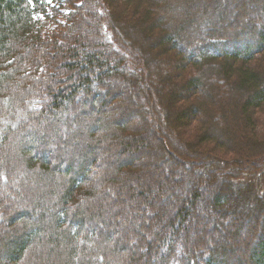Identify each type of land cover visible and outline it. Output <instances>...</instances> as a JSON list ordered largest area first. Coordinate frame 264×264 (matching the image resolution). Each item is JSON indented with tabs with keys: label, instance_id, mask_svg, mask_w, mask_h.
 I'll use <instances>...</instances> for the list:
<instances>
[{
	"label": "trees",
	"instance_id": "1",
	"mask_svg": "<svg viewBox=\"0 0 264 264\" xmlns=\"http://www.w3.org/2000/svg\"><path fill=\"white\" fill-rule=\"evenodd\" d=\"M55 1L64 3L69 11L63 15L59 8L52 7L56 26L43 33L34 16L46 15V0H0V191L6 190L3 199L0 198V264H112L122 257L127 245L120 240H127V232H121L117 238L119 245L111 248L113 230L105 235L98 231L99 225L111 224V217H104L103 213L96 217L91 212L95 209L92 200L108 199L106 186L121 178L124 180L117 185L116 195L126 197L130 181L141 179L139 182L144 185L142 178L146 171L136 159L142 157L141 152L147 151L149 144L140 125L132 126V120L142 113L147 122L156 123L155 102L163 106L160 108L165 125L168 117V129L182 148L160 137L156 147L174 156L187 170L207 165L204 172H199L212 176L203 180L205 189L196 190L193 197L197 200L213 195L212 207L220 216L222 211L241 208L237 210L241 214L240 223L233 224L221 241L210 237V246L195 239L181 240L176 224L170 222L168 232L164 229L155 237L160 242L158 246L166 248V254H161L158 262L264 264L263 227L259 231L251 227L252 242L240 244L244 241L243 224L252 222L246 217L264 218V151L260 155L250 151L243 157L232 148L240 138L256 147L264 143V0L252 1L254 5L259 2L262 8L259 27L247 30L243 19L233 25L227 22L208 27L210 20H207L206 32L202 34L204 42H199L192 30L172 25L173 13L170 14L166 0ZM88 3H93L89 13ZM239 6L242 14L244 10L251 12L248 1L239 2ZM83 13L95 17L97 40L91 35H76ZM58 16L63 18L61 22ZM125 39L127 43L143 44L150 53L161 51L158 57L176 51L168 63L175 71L164 75L151 56L138 58V52L121 47L119 42ZM189 41L199 43L191 46ZM93 43L95 46L98 43L97 48L112 50L94 51L90 48ZM220 46L225 47L223 51ZM188 70L191 71L186 77ZM154 71L162 82L169 83L170 91L163 90L161 85L159 92V88L149 85L148 77ZM212 72H221L222 81L211 89L205 88L207 83L202 78ZM125 75L130 85L144 94L141 100L144 108L140 111L128 105L130 101L124 96L114 92L103 94L97 89L98 85H107L110 78ZM43 78V86H39ZM223 80L233 86L236 97L225 90ZM81 93L94 115H90L89 126L81 127L71 136L79 148L66 158L62 151L50 149L57 140L56 125L49 123L39 132H34L32 125L45 121L46 114L57 116L56 112L65 118L75 117L73 109ZM31 103L34 111L41 112L39 118L24 111ZM176 106L180 110L175 111ZM228 118L231 121L224 123ZM80 120L76 116V121ZM193 120L204 125L203 132L196 140L186 142L185 138L194 137L187 135ZM231 126H237L236 133ZM110 127L113 129L104 133ZM221 130L227 131L225 137L221 136ZM47 132L55 136L48 137ZM82 135L86 136V142ZM71 143L70 140L67 145L71 147ZM202 144L215 146L210 148L215 154L201 150ZM185 146L197 150L190 148L192 151L185 154ZM114 154L119 156L113 160ZM227 155L233 158L226 160ZM9 160L13 163L8 167ZM217 160L220 162L214 164ZM239 160L253 165L247 168L232 163ZM227 163L231 167L225 168ZM221 189L227 190L229 196L218 193ZM126 200L135 201L136 196L129 195ZM189 214L184 208L179 218L186 221ZM92 222L95 225L88 228ZM222 227L227 228L220 222L216 232ZM259 232L261 240L257 239ZM158 246L154 245V249ZM179 246L184 250L176 252ZM107 256L113 261L107 262Z\"/></svg>",
	"mask_w": 264,
	"mask_h": 264
},
{
	"label": "rangeland",
	"instance_id": "2",
	"mask_svg": "<svg viewBox=\"0 0 264 264\" xmlns=\"http://www.w3.org/2000/svg\"><path fill=\"white\" fill-rule=\"evenodd\" d=\"M96 1V0H94ZM168 1L169 5V12L170 14L173 13L172 16V22L174 27L179 29L180 27L192 30L194 33H197V37L199 42H204L203 38L204 36L202 34H205V27L207 20H210V24L208 27H211L212 25L216 24H226L227 22H231L230 25H233L235 22L239 23L240 19H243L244 25H246L247 30L251 29L253 26L259 27L261 24L259 23V20L261 21V18L259 19V13L261 12L260 3L257 2L256 5L252 3V1L255 0H166ZM241 1H248L251 6V12L243 11V14L241 13L239 2ZM256 2V1H255ZM47 6V13L41 14L37 13L34 17L38 21V26L40 27V30L44 33L45 31H48L50 29H53L56 26V18L52 13V7L59 8V11L62 12L60 14H67L69 9L64 5L62 2H56L55 0H46ZM63 4V5H62ZM93 3H88V8L86 9V12L89 13L90 7ZM238 10L237 14L235 13ZM240 12V13H239ZM82 14V19H80L81 27L79 33H76V35L80 36H89L97 40L96 36V23H95V17H92L90 14ZM239 14H242V18H239ZM231 19V20H230ZM239 19V20H238ZM63 18L61 16H58V21L61 22ZM245 21H249L246 23ZM207 27V28H208ZM206 28V29H207ZM244 28V26H243ZM232 29L229 30L230 33H232ZM93 35V37H92ZM134 41V40H132ZM83 42V39H81V43ZM96 42V41H95ZM190 45L198 44L199 42L189 41ZM120 43L121 47H126V50L130 51L132 49L135 52H138L137 55L138 58H142L144 55H146V58L152 57L154 63H158L157 66L160 67L161 73L165 75L170 74L172 69L175 71L174 66L171 68L168 66L170 63V60L172 61L173 58L176 56L177 52L171 53L168 56H161L158 53H161L159 51L157 53H150V50L146 48L143 44L138 46L135 42L127 43V40H122ZM97 44L95 46V43L90 46L92 50H103L104 52L108 53L112 48L109 47H103V48H97ZM225 47L220 46L219 50L223 51ZM230 50L229 48H227ZM141 53V54H140ZM143 55V56H142ZM58 57H57V65H58ZM191 70L186 71L185 76L188 77ZM214 71V70H213ZM218 72V70H216ZM157 71H154V74L152 72L151 75L148 77V82L150 86L162 89L163 90L170 91L169 83H165L161 81V77L158 76ZM174 73V72H172ZM212 75H206L202 78L203 82L207 83L205 84V88H210L212 86H215L214 84L216 82L222 81V73L219 72L216 74V72H212ZM124 74H126L124 72ZM209 74V73H208ZM126 75L124 77H114L110 78L107 81V85H98L97 89L101 91V93H107V92H114L115 94H120L124 96L126 99L130 101L128 105H131V107L135 108L137 111H140V108L143 109V105L141 103L143 93L140 94L138 92V89H136L134 86H131L130 83L126 80ZM160 79V80H159ZM144 81L145 78L143 79ZM43 81L45 79L43 78L39 82V86H43ZM224 88L225 90L233 97L236 92H233V86L226 82V80H223ZM158 84V85H157ZM220 84V83H219ZM228 84V85H227ZM160 88L158 89L160 92ZM211 89V88H210ZM162 91L165 92V91ZM224 90V91H225ZM224 93V92H223ZM135 94V95H134ZM218 93H216L217 95ZM230 96H228L229 98ZM232 97V98H233ZM86 97H84L83 93L80 94V96L77 97L76 103L74 105V112L75 115L78 116L81 120L80 122L76 121V116L71 117L70 115H67L66 118L64 115H60L56 112L57 116L55 115H49L46 114L45 121H40L39 124L32 125L34 132H39L40 129H43L47 124H54L58 127V134H57V140L53 145H50L51 150H60L63 154H66V158L69 156L70 153H74L75 151L73 149L79 148L77 146V143H75L71 136H74V133H76L81 127L83 126H89L90 123V115H94L92 113L91 108H88L86 106ZM45 101V100H44ZM125 101V100H124ZM127 101V100H126ZM0 103L2 104V100H0ZM46 103V102H44ZM185 104V103H184ZM186 104L193 105V102H186ZM125 105V106H128ZM190 106V105H189ZM162 105H159L157 102L153 104V108L156 110L158 114V120H156L158 124L151 122H147V116L142 114L138 117H134L132 120V126L139 124L141 127V130L145 133V140L148 142L149 146L147 148V151L141 152V158L136 159V161L140 162L142 164V168L144 171H146L144 177L142 178L144 180V185H142L138 180V182L132 183V181L129 182L130 189L125 192L126 197L116 195L114 191L117 188V185L123 181L124 179H118L117 183H113L112 185L106 186V190L109 193L108 199H94L93 206L94 210H92V213L96 214V217L98 215L104 214V217H111V224L110 225H99L98 231L100 233H103L104 235L107 234L108 230H113V236L114 240L109 243L110 247H116L119 245L117 244V238H119L121 232H127V240L123 241L120 240L121 243H126L127 250L122 251V257L115 260L112 264H161L159 263V259H161V254H166V248L164 245H159V241L156 240V236L160 233L164 232V229H167L168 232V225L170 222H173L176 224V228L179 229L178 237L181 238V240L186 239L188 241L197 240L202 245H208L212 243L210 240V237L212 240L217 239L218 241H221V237L225 236V233H228L230 229H232V225H236L240 223V212H238V209H241L239 207H234L233 209H228L229 211H222V216L216 214L214 212L212 203L214 196L211 195L209 197H203L202 199H195L193 197V193L196 192V190L202 189L205 185L201 184L203 180H210V177L212 176H203L201 172H204L207 165H202L199 167H196L195 170H187V167L184 166L182 162L177 161L174 156L171 157L167 152H165L163 149H158L156 147L157 145V137L160 140H163V138H167L171 141H174L178 148H182L180 146V142L176 141L174 139V136L172 135V132L168 129V123H170V120L168 117H166L167 125H165L164 119L162 117L161 108ZM34 104H27L24 107V111L30 113L34 118H39L41 116V112L34 111ZM175 111L180 110V108L175 107ZM115 110V109H112ZM140 113V112H139ZM220 115V114H219ZM107 116V114L105 115ZM72 118V121H71ZM231 120L228 118L224 120L223 122H230ZM264 121V119H263ZM33 123V122H32ZM90 123V124H89ZM221 123V122H219ZM34 124V123H33ZM222 126V124H220ZM50 126V125H49ZM204 126L201 122L197 120H193L190 122V131L187 135L193 134V138H185V140L191 141L192 139H197L203 132V129L201 128ZM47 128V127H46ZM260 129V127H258ZM113 129L112 127L104 129V133L109 132V130ZM140 129V128H139ZM187 128H184L183 130H186ZM223 129V127H221ZM231 129L233 133L237 132V126H231ZM242 129L240 128V131ZM166 131H168L166 133ZM247 132V130H246ZM249 132V131H248ZM48 133V137H54L55 135L52 133ZM221 136L225 137L227 135V131L221 130L220 132ZM263 134V133H261ZM83 142L85 141L86 136L82 135ZM260 136V135H259ZM263 136V135H261ZM188 137V136H187ZM60 141H59V140ZM70 140L72 141V148L69 147L67 144L70 143ZM264 140V138H262ZM214 141V140H213ZM215 142V141H214ZM260 145V144H259ZM232 144L228 145V148L230 150V147ZM204 147V148H203ZM211 147H215L213 145H201V150H205V152H211L214 153V151H211ZM184 148V147H183ZM192 150H197L196 148L190 146ZM189 147L185 146L183 151L185 154H189L190 150ZM236 151L241 152V156L247 157L252 152H257V154L260 155L262 151H264V143H262V146L256 147L251 145V143L246 142V140H242V138L238 139L236 144L232 147ZM231 148V149H232ZM116 148L115 150H117ZM9 152H13V150H9ZM65 152V153H64ZM182 152V151H181ZM204 152V151H203ZM116 153V152H115ZM117 154V153H116ZM114 154V159H117L116 157L119 155ZM218 156H220L217 153ZM224 155V154H223ZM183 156V153H182ZM226 160H230L231 155H227ZM184 157V156H183ZM122 160L124 159V156L120 157ZM258 159V157H257ZM197 160V158H196ZM198 160L202 161L200 158ZM234 161V160H232ZM2 162V159L0 158V163ZM215 162L214 164H217ZM13 162L10 160L7 162V166H11ZM55 163V161H54ZM237 163L241 167L245 166L247 168H250L249 166L253 165L248 163L244 160H239V162H232ZM259 162H256L258 164ZM231 167L230 164L227 163L225 168ZM235 167V166H234ZM169 171V172H168ZM11 183L13 182L12 179L10 180ZM14 189V187H11ZM4 189L0 191V198L3 199V196L5 194ZM142 192H144V197L141 196ZM218 193H221L222 195L229 196V192L227 190H219ZM129 195H135L136 200L127 201L126 198ZM96 200V201H95ZM95 201V202H94ZM97 202V203H96ZM96 203V204H95ZM194 207H193V206ZM187 208L189 214V218L185 221L182 217L179 218V213L184 209ZM101 213V214H98ZM177 213V214H176ZM228 216V217H227ZM243 217V216H241ZM229 222V226L226 224V220ZM251 223L250 225H244L241 228L243 235H241V238L244 239L242 241L246 245L249 241H251L252 238H254V231L251 230V227H254L256 231H259L261 227L264 228V218H256V217H246ZM261 219V220H260ZM239 220V221H238ZM223 223V225H226L227 228H220L218 232H216V228L219 225V223ZM262 222V224H261ZM96 222L89 223L88 228L95 225ZM246 223V222H245ZM214 227V230H213ZM262 228V229H263ZM218 229V228H217ZM120 230V231H119ZM246 230V232H245ZM124 234V233H122ZM258 240H261L262 233H258ZM214 237V238H213ZM127 241V242H126ZM162 243V241H161ZM217 243V242H216ZM154 245L158 246L154 249ZM242 245V246H244ZM251 245V243H249ZM155 250V251H154ZM182 247H177V251H183ZM107 262H109V259L113 258L110 256H107ZM111 261V262H112Z\"/></svg>",
	"mask_w": 264,
	"mask_h": 264
}]
</instances>
